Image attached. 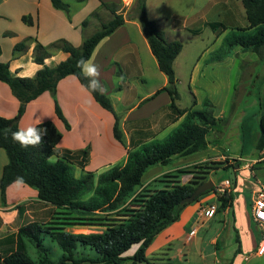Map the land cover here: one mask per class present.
Returning <instances> with one entry per match:
<instances>
[{
	"label": "crops",
	"instance_id": "0c3cea01",
	"mask_svg": "<svg viewBox=\"0 0 264 264\" xmlns=\"http://www.w3.org/2000/svg\"><path fill=\"white\" fill-rule=\"evenodd\" d=\"M61 1L68 5L67 13L53 8L50 0H0V63H7L11 77H33L42 68V65L34 63L32 58L33 49L37 44L48 46L56 41L63 40L71 46L79 47L86 38L95 32L96 28L100 26V22L104 23L105 20L111 18L109 12L101 7V4H117L120 6L118 13L125 17L124 23L98 43L89 59H92L99 66L100 82L108 90L104 95L110 100L114 97L116 102L120 103L125 110L124 114L119 117V123L122 138L126 145L123 147L113 138L114 118L112 114L102 109L74 76L61 79L56 85L54 94L44 92L35 100L27 103L23 114L17 119L18 128L28 125L36 126L39 123H50L62 135L57 145L59 155L63 152L76 154L86 150L88 154L86 161L84 162L82 158H78L83 164L82 170L100 174L110 167L116 166L117 163L123 164L127 151L134 148V146L164 138L179 124L183 116L178 117L177 113L169 108L170 98L167 93L162 92L154 95L167 85V79L158 69L157 62L150 52L137 18L133 15L125 16L127 11L134 7L133 0ZM210 7L213 18L210 23L206 17L207 7L199 9L193 15L163 16L160 19H163L164 22L169 21L173 30L188 29L191 38L199 37L202 34L201 30L205 29L208 23L222 24L226 30L247 27L248 24L241 0H222L221 4L217 1ZM242 9L244 16L239 18L237 16L239 11L237 10L241 11ZM146 11L148 18L157 22L159 27L157 21L159 18L150 16L147 8ZM84 21L86 23L83 25ZM159 29L161 28L159 27ZM213 37H215V34ZM165 39L167 41L174 40L166 37ZM21 43L24 44L25 48L21 51H14V47ZM181 53L182 50L173 62V70L176 61L181 57ZM67 58V53L54 50L49 57L44 59V65L53 68ZM221 61H219V57L213 58L212 62L209 63L210 67ZM198 64L199 57L190 67L189 81L191 83L194 81L195 87L197 86L195 82L199 79L203 69V65ZM209 64L204 60V68H206L205 66L208 67ZM145 71H150L152 75L160 72L163 77H161L159 87L139 95L133 83L135 81L142 83L145 78ZM55 102L69 129H65L63 122L57 118L54 111ZM176 102L175 106L179 110L198 109L196 108V100H194L192 107L185 109L178 108ZM18 108V100L12 95L8 86L0 82V117L13 119L17 115ZM260 109L259 116H262L264 115V100ZM214 116L216 118L223 117L222 115ZM238 127L237 130L240 129ZM216 132L218 135L212 136L214 134L211 132L206 138L207 145L203 150L187 156H180L183 158L199 152L213 153L210 157L207 155L197 156L179 167H190L189 169H192L194 165L204 162H220L221 165L209 171L207 180H210L215 186L228 180L230 185L225 191L230 196L229 201L222 208L218 201V194L210 192L201 196L197 202L186 206L181 211L178 220L154 238L146 250L147 259L152 260L155 258L160 253L154 252L170 242L179 241L182 238H184L185 244L195 242L198 240L200 228L218 215L221 216L224 224H226V221L231 223L233 241L236 245L234 252L236 254L230 264H245L252 257L260 258L264 256V254L261 256L256 254L261 240V231L251 218V206L255 192L260 188H264V181L255 178L250 182L251 171L254 166L259 163L264 165V149L259 151L255 147L258 133L255 135L251 147L246 151L256 152L255 156L250 159H243L239 155L234 159L221 153L224 152L219 145L221 132ZM210 137H215V139L212 140ZM236 137L238 142L235 152H245L244 145L240 142V133L237 132ZM224 158L237 160V162L228 161L227 164L224 162ZM6 163L5 152L0 149V176L2 167ZM157 166L161 167L160 165ZM218 170H226L227 172L231 170L234 174V182L228 177L214 182L211 178ZM178 171L176 170V172ZM181 172L184 173L179 175L176 173L175 175L179 176L178 180L181 184L187 183L191 179V174L186 171ZM238 174H249L248 182L244 179L241 180L237 176ZM150 181L152 179L147 184ZM156 181L151 188H158L159 183ZM147 184L145 183V185ZM12 187H18L26 193L28 191L30 193L29 197L27 199H16V201L10 203L8 194ZM24 187L27 186L12 184L6 190L5 202L0 203V254L14 249V235L19 227L30 223L31 220L33 221V216L37 215L35 212L53 207L37 200L35 190V192H30ZM26 201H33L34 207H44L34 211L22 209L19 205ZM209 206H215V212L211 217H207L204 212ZM191 232L194 233L190 235ZM221 235L222 230H217L215 235L209 238L210 244L214 247L212 256L215 259L218 256L217 250ZM149 255L151 256L148 257ZM165 258L171 264L167 255ZM216 262H218L217 259Z\"/></svg>",
	"mask_w": 264,
	"mask_h": 264
},
{
	"label": "trees",
	"instance_id": "16d2710c",
	"mask_svg": "<svg viewBox=\"0 0 264 264\" xmlns=\"http://www.w3.org/2000/svg\"><path fill=\"white\" fill-rule=\"evenodd\" d=\"M53 8L68 12V5L61 0H50ZM244 8L247 27L230 30L221 40L224 48L240 47L243 51H251L260 55L264 48V0H241ZM101 7L110 14V19L101 23L99 28L79 47L69 45L63 40L48 46L37 44L33 49V62L42 68L30 78L11 77L7 63H0V82L5 83L12 95L18 100L19 108L13 119L0 117V149L5 152L7 163L2 167L0 176V198L5 202L6 190L18 176L24 178V184L36 191L37 200L52 205L56 217H52L45 226L38 222H30L18 228L14 235V249L0 254V264H169L166 254H159L152 260L147 259L146 250L154 238L169 225L176 222L181 211L188 205L197 202L199 198L210 192H215V185L190 203L181 201L190 196L195 188L207 181L209 171L221 165L219 162H204L194 165L186 171L191 179L181 184L177 175L164 176L168 180L159 179L160 189L148 188L142 185V177L151 166H165L173 157L187 156L203 150L207 145L206 138L211 132L222 130V119L216 118L207 109V102L200 110H179L175 106L178 100L173 62L182 50L178 41H167L163 31L156 22L147 16L146 0H135L133 16L137 18L150 52L157 62L159 71L166 77L167 85L154 95L165 92L170 98L169 108L178 117L183 116L179 124L163 139L154 140L134 146L127 151L125 162L120 166H112L95 176L93 172H84L87 151L76 154L63 152L59 155L57 145L61 133L50 123H39L36 126L46 128L47 135L43 144L37 147L22 148L14 142L11 131L18 129L17 119L25 105L35 100L44 92L54 94L57 83L67 77L74 76L79 84L86 85L87 79L77 67L81 58L89 59L98 43L113 33L124 23L125 17L118 13L117 4L102 3ZM129 17V16H128ZM25 20V18H23ZM86 21L83 22V25ZM214 31L226 30L222 24H208ZM237 32V33H235ZM24 44H18L14 51L24 49ZM54 50L68 54V58L49 68L44 65V59ZM218 59V58H217ZM84 88V87H83ZM88 92V91H87ZM89 93V92H88ZM93 100L105 111L112 114L113 138L122 144V132L119 129L110 99L104 94L91 93ZM54 111L65 129H69L60 109L55 102ZM11 131H8V130ZM255 147L264 149V115L260 117L259 131ZM53 159V160H52ZM78 160V161H77ZM73 167L80 169L77 177ZM184 172L178 171L177 174ZM218 194V193H216ZM230 196L224 191L218 194V201L223 208ZM120 212V219L102 225L104 230L98 234H72L65 227L79 225L73 221L85 220V216L94 213ZM58 225L60 227H58ZM46 233L58 245L61 256L52 261L41 245L38 234ZM37 248V257L32 260L28 255V244ZM77 246L89 247L96 253L95 258L77 255ZM130 256H125L131 252Z\"/></svg>",
	"mask_w": 264,
	"mask_h": 264
},
{
	"label": "rangeland",
	"instance_id": "374dc122",
	"mask_svg": "<svg viewBox=\"0 0 264 264\" xmlns=\"http://www.w3.org/2000/svg\"><path fill=\"white\" fill-rule=\"evenodd\" d=\"M217 1L219 4L222 3V0H146V8L148 9L150 16L159 18L157 20L158 25L161 28L160 30L164 32L165 37L167 39H174L173 41H178L182 44L181 57L176 61L174 66L176 90L178 93L176 104L178 108H190L193 106L194 100H196V108H198L197 110H200L204 107L203 103L207 102L208 105L206 108L211 110L213 115L223 116L220 118L223 121L222 130L220 129L221 136L219 145L224 152L221 153L226 157L234 159L239 157V155H241L243 159H250L255 156L256 152L246 151L251 147L255 135L259 131V121L261 117L259 116L261 113L260 106L264 100V48L261 50L259 56L251 51H243L240 47L236 46L229 49L224 48L221 45V40L227 33H230V29H216V31L213 32V30L207 26L205 29L201 30L202 34L199 35V37L191 38L188 29L182 28L178 31L173 30L169 21L164 22L163 19H160V17L163 16L172 17L173 15H193L199 9L207 7V14H205L210 23L213 19L210 5H214ZM133 5L135 6V0H133ZM122 10L125 11L124 8H122ZM132 10L133 8L128 10L125 16H132ZM237 11H239L237 16L243 18V9ZM106 21L108 20H105L104 22ZM98 28L99 26L96 30ZM214 34L215 37H213ZM198 57L199 64L203 65V69L199 79L197 81L195 80V85H197L195 87L194 81L191 83L189 77L191 73L190 67ZM216 57H219V61H222L210 67L211 65L209 63H211L212 59ZM204 60L209 64L208 67L205 66L206 68H204ZM161 77L163 76L160 72L152 75L150 71H145L143 82L140 83L139 81H135L133 85L137 89L138 94L143 95L147 91L159 87ZM111 99L112 100L110 101H112L111 104H113V110L118 117L119 122V117L124 114L125 110L120 103L116 102L114 97ZM199 102H202L201 105ZM237 125L240 127L238 130ZM120 127L121 125L119 123V129L121 131ZM237 132L241 135L240 142L244 145L245 152H235L236 144L238 142L236 137ZM213 134L214 135L212 136L218 135L217 132H213ZM211 139L213 140L215 137H212ZM122 144L123 147L126 145L123 138ZM209 153L210 152H199L190 157H173L171 163L167 166H151L143 174L142 185L145 187H152L156 180H161L167 175H175L177 173L176 170L187 171L190 167L183 168L179 166L186 164L197 156L201 157L207 155L210 157L211 154H213ZM223 160L227 164L228 161L237 162V160L229 158H224ZM116 165L120 166L122 164L117 163ZM72 171H74V174L77 177L81 173L80 170L75 167H73ZM94 174L95 176H98V174ZM237 176L241 180H247L246 182H248V178H250L249 174H238ZM251 176L250 182L255 178L264 181V165H260V163L256 164L251 171ZM227 177L234 182V174L231 170L230 172H227L226 170H218L212 175L211 179L214 182H217V180ZM151 179L152 181L147 184ZM164 179L168 180L167 178ZM145 183L147 185H145ZM161 187L162 184H159L157 189H160ZM24 188H27L30 192H35L28 187ZM29 195L30 193H28V191L26 193L18 187H12L8 194L10 203H13V201L20 198L27 199ZM0 203H2L1 200ZM33 203V201H26L19 206H21L22 209L31 211L40 210L44 207H34ZM55 211L58 212L52 207L41 210L40 212H35L37 215L33 216V221L47 226L46 224L51 221L50 219L56 217V215H54ZM118 213L120 212H98L90 214L83 217L85 220L73 221V223L79 225L65 227V230L72 234H98L104 230V226L102 225L110 224L120 219ZM33 221L31 220V222ZM58 227L60 226L58 225ZM217 230H222L217 250L218 256L216 259L218 262H216V259L212 256L214 247L209 242V238L212 235H215V231ZM38 235L41 240V245L45 248L48 257L52 261H57L61 256V251L56 242L46 233ZM235 247L236 245L233 241L230 221H226V224H224L221 216L218 215L200 228L198 240L195 242L192 241L185 244L184 238H182L179 241L170 242L168 245L154 253L166 254L170 258L171 264H230L236 254V252H234ZM37 248L38 247L33 243L28 244L27 251L32 260H35L37 257ZM76 253L77 255H75V257H79L80 255L89 258L96 257V253L89 247L77 246ZM131 253L132 251L125 256H130ZM150 256L151 255L148 257ZM245 264H264V256L260 258L252 257L247 263L245 262Z\"/></svg>",
	"mask_w": 264,
	"mask_h": 264
},
{
	"label": "clouds",
	"instance_id": "9594fccd",
	"mask_svg": "<svg viewBox=\"0 0 264 264\" xmlns=\"http://www.w3.org/2000/svg\"><path fill=\"white\" fill-rule=\"evenodd\" d=\"M77 67L81 69V74L87 79L88 83L82 85L86 91L91 93L104 94L108 90L100 82V69L92 59L81 58L77 61ZM8 131H11L10 129ZM47 135L46 128H39L34 125L18 128L16 131H11L12 140L18 143L22 148L37 147L43 144V138ZM14 185H23L24 178L22 176L16 177L13 181Z\"/></svg>",
	"mask_w": 264,
	"mask_h": 264
},
{
	"label": "built area",
	"instance_id": "2783aa9c",
	"mask_svg": "<svg viewBox=\"0 0 264 264\" xmlns=\"http://www.w3.org/2000/svg\"><path fill=\"white\" fill-rule=\"evenodd\" d=\"M230 185L228 180H225L215 187L216 193H223ZM207 217H211L215 212V206H209L206 211ZM251 218L256 227L261 231V240L256 251V254L261 256L264 254V188H260L255 192L251 206ZM194 232H191L193 234Z\"/></svg>",
	"mask_w": 264,
	"mask_h": 264
},
{
	"label": "water",
	"instance_id": "95a60500",
	"mask_svg": "<svg viewBox=\"0 0 264 264\" xmlns=\"http://www.w3.org/2000/svg\"><path fill=\"white\" fill-rule=\"evenodd\" d=\"M212 187H213V183L210 180H207L206 182L201 183L195 188L193 193L190 196H187L186 198H184L181 201V203L185 204V203H190L194 201V199H196L197 197H199L201 194L205 193L206 191L210 190Z\"/></svg>",
	"mask_w": 264,
	"mask_h": 264
}]
</instances>
